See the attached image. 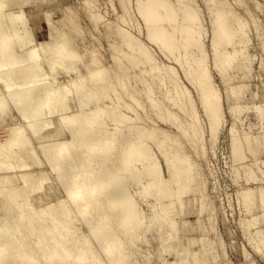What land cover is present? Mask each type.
<instances>
[{
	"label": "rangeland",
	"instance_id": "374dc122",
	"mask_svg": "<svg viewBox=\"0 0 264 264\" xmlns=\"http://www.w3.org/2000/svg\"><path fill=\"white\" fill-rule=\"evenodd\" d=\"M161 1L176 10L177 19L171 24L148 0H9V7L22 11L35 42L53 46L60 41V31L67 33L68 52L77 55L67 63L60 62L50 48L39 51L36 64L48 74L46 81L78 82V72L102 66L95 73L97 94L89 96L85 86L79 89L83 109L93 110L110 130H120L126 151L130 133L139 135L162 164L166 155L176 170L177 180L171 182L178 190L173 254L166 252L156 227H149L159 205L144 190L136 163H128L136 180L115 169L125 176L145 213L144 232L151 248L139 242L138 261L145 264L143 257L153 252L150 264H264V123L253 109L264 105V0H223L245 23L242 33L249 40L244 50L249 70L237 68L239 58L224 75L213 64V24L206 0H187L203 28L201 46L189 49L179 32L182 16L176 0ZM47 16L54 24L51 29L45 25ZM158 25L168 36L157 31ZM202 67L208 69L209 88L200 77ZM75 102L69 101L72 111L77 110ZM15 115L11 124L19 121ZM36 152L40 164L32 171L44 170L52 183L38 147ZM113 162L109 160L110 167ZM162 174L169 182L165 166ZM53 183L64 195V189ZM40 204L44 202L33 207ZM210 213L214 226L208 221ZM74 224L88 234L82 220Z\"/></svg>",
	"mask_w": 264,
	"mask_h": 264
},
{
	"label": "bare ground",
	"instance_id": "6f19581e",
	"mask_svg": "<svg viewBox=\"0 0 264 264\" xmlns=\"http://www.w3.org/2000/svg\"><path fill=\"white\" fill-rule=\"evenodd\" d=\"M148 1L167 23L177 19L174 7L168 8L161 0ZM176 2L182 16L181 38L187 49L200 47L203 28L197 10L187 0ZM206 4L213 24L210 49L214 66L224 75L240 58L237 68L249 70L244 51L249 40L242 33L245 23L234 17L223 0H206ZM9 6V0H0V264H141L137 259L141 252H135L140 251L139 242L149 245L144 232L145 213L125 176L115 170L136 180L128 163H136L144 190L159 205L149 227H156L166 252L173 253L178 190L171 186L177 172L169 158L163 156L162 164L146 140L132 133L126 151L120 130H110L93 110L83 109L79 89L85 86L89 96L96 95L95 73L103 70L102 66H87L83 74L78 72V82L46 81L48 74L36 64L39 51L50 48L53 55H59L60 62L67 63L66 59L77 56L68 52L67 33L60 31V41L53 46L51 42H35L22 11L13 12ZM63 18L64 22L67 17ZM45 25L53 27L50 16L45 18ZM157 31L168 36L162 25ZM202 56L205 60V52ZM199 71L209 88L208 69L202 67ZM71 99L77 101L75 111L69 105ZM253 109L264 123V105H253ZM13 113L19 121L11 124ZM168 118L171 126L177 127L175 120ZM37 147L64 195L53 188V182L48 183L44 170L32 171L40 164ZM109 160L114 161V169ZM164 166L169 182L162 174ZM40 202L44 204L33 207ZM76 220L85 223L87 235L83 227L81 230L74 224ZM208 221L214 226L213 213ZM152 253L143 257L145 264L151 263Z\"/></svg>",
	"mask_w": 264,
	"mask_h": 264
}]
</instances>
